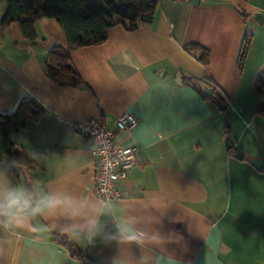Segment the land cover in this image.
<instances>
[{
    "label": "crops",
    "instance_id": "1",
    "mask_svg": "<svg viewBox=\"0 0 264 264\" xmlns=\"http://www.w3.org/2000/svg\"><path fill=\"white\" fill-rule=\"evenodd\" d=\"M192 1L160 0L152 23L136 31L116 25L104 43L70 50L89 89L47 78L49 48L69 50L54 19L36 22L34 42L18 23L0 27V115L12 114L23 97L46 109L11 135L37 165L26 184L15 186L0 142V202L9 191L28 201L14 215L0 214V264H87L53 242V231L96 264H264V164L249 162L264 160V93L255 90L264 77V0ZM190 43L209 50L207 66L184 49ZM184 76L209 77L228 99L234 154L225 113L182 85ZM124 111L138 119L117 133L122 145L139 148L129 197L101 206L94 149L70 123L112 125ZM48 196L65 203L45 209Z\"/></svg>",
    "mask_w": 264,
    "mask_h": 264
},
{
    "label": "trees",
    "instance_id": "2",
    "mask_svg": "<svg viewBox=\"0 0 264 264\" xmlns=\"http://www.w3.org/2000/svg\"><path fill=\"white\" fill-rule=\"evenodd\" d=\"M5 10L1 17L2 33L13 23H18L23 37L30 42L37 40L35 24L42 18L54 19L64 32L69 50L56 44L49 48L43 67L47 78L61 87L89 89L81 75L72 64L70 50L99 45L106 41L109 28L122 25L128 31H136L142 24L152 23L160 0H5ZM250 39L245 36L239 58V69L248 49ZM186 51L198 52V61L207 66L210 52L205 47L190 43L184 47ZM182 85L194 89L206 102L218 107L226 115L225 139L229 141L228 152L235 150L230 143V117L228 114V99L224 93L209 78L197 79L184 76ZM202 83L213 89L206 96L200 89ZM256 95L264 93V77H259L255 83ZM221 107H224L222 109ZM258 104L256 113L261 110ZM46 114L43 105L32 97H23L12 114L0 115V142L3 148V160L15 179V186L26 184L25 175L36 169L33 158L18 146L11 135L24 128L28 121L38 119ZM264 168V167H263ZM28 196L32 191L27 190ZM51 240L64 247L73 256L87 264H96L86 250L80 249L67 237L53 231Z\"/></svg>",
    "mask_w": 264,
    "mask_h": 264
},
{
    "label": "built area",
    "instance_id": "3",
    "mask_svg": "<svg viewBox=\"0 0 264 264\" xmlns=\"http://www.w3.org/2000/svg\"><path fill=\"white\" fill-rule=\"evenodd\" d=\"M138 124L137 117L124 111L109 125L100 120L70 123L72 131L87 139L94 149L95 180L93 193L101 206H109L129 197L127 182L137 163L138 146H124L118 132H129Z\"/></svg>",
    "mask_w": 264,
    "mask_h": 264
},
{
    "label": "clouds",
    "instance_id": "4",
    "mask_svg": "<svg viewBox=\"0 0 264 264\" xmlns=\"http://www.w3.org/2000/svg\"><path fill=\"white\" fill-rule=\"evenodd\" d=\"M65 201L57 198L48 196L43 201L45 209H56L64 204ZM28 204L27 200L22 198V194L17 191H9L5 194L3 201L0 202V214L4 215H14L13 209L17 211L21 210L24 206ZM39 207L33 209V211H40Z\"/></svg>",
    "mask_w": 264,
    "mask_h": 264
},
{
    "label": "water",
    "instance_id": "5",
    "mask_svg": "<svg viewBox=\"0 0 264 264\" xmlns=\"http://www.w3.org/2000/svg\"><path fill=\"white\" fill-rule=\"evenodd\" d=\"M191 1H192V0H191ZM192 3H193V1H192ZM176 81H177L178 84L181 85V76H180V74H177V76H176ZM199 86H200V89L202 90V92H203L206 96H209V95H211V94L213 93V89L208 88V87L205 86L204 84L200 83ZM221 108L224 109V107H221ZM226 144H227V148H229V147H230V146H229V145H230V144H229V141H226ZM236 157H238V158H242L243 155H242L241 153H237ZM249 162H250L251 164H253V165H254L256 168H258V169H261L262 166H263V164H264V160H262V159H255V158H251V159H249Z\"/></svg>",
    "mask_w": 264,
    "mask_h": 264
},
{
    "label": "rangeland",
    "instance_id": "6",
    "mask_svg": "<svg viewBox=\"0 0 264 264\" xmlns=\"http://www.w3.org/2000/svg\"><path fill=\"white\" fill-rule=\"evenodd\" d=\"M3 6H4V4H3Z\"/></svg>",
    "mask_w": 264,
    "mask_h": 264
}]
</instances>
